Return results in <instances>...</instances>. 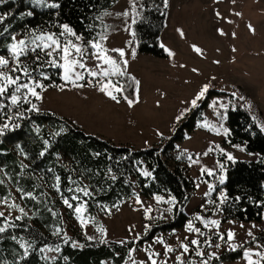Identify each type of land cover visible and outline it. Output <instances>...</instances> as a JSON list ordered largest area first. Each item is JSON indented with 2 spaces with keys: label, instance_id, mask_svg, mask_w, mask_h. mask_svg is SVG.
I'll return each mask as SVG.
<instances>
[{
  "label": "rangeland",
  "instance_id": "rangeland-1",
  "mask_svg": "<svg viewBox=\"0 0 264 264\" xmlns=\"http://www.w3.org/2000/svg\"><path fill=\"white\" fill-rule=\"evenodd\" d=\"M132 2L133 0H117L112 7L108 8L105 12L109 15H104V12L99 17L100 30L94 38L109 51L112 49L125 51L123 59L128 61L126 74L140 82L138 90L135 86L133 97L128 98L134 101L133 105L129 106L123 93H114L119 102L113 101L99 90L100 77L93 78L83 69H77V71L83 72L85 79L77 83L83 84L84 87H73L63 80L61 84L64 86L63 91L59 87L46 88V91L42 93L43 100L38 101L37 105L43 112H54L67 118L87 133L107 136L105 138L117 145H130L138 149L152 146L163 147L183 128V139L177 144L178 152L192 158L184 165L195 184L189 200L180 208L188 215V219L182 227L172 231H160L153 238L145 240L132 252V259L137 264L146 260L143 249L149 245L153 251L163 254V246L155 243L157 237H162L167 244L177 249L176 252L169 254V264H176L175 256L181 251L180 242L189 243L191 239L198 238L201 241V250L206 254L217 252L218 256L224 251H230L229 244H243V248L238 247L235 250H242L241 256L219 264H246L243 258L245 248L254 251L264 250L257 249L256 243L251 242V237L247 235V231L251 229L257 242L264 245V214L259 221H224L222 211L213 214L215 205L207 204L208 197L204 193L208 191V185L204 181L216 185V191L212 193L211 199L217 200L219 192L224 190L218 182L217 161L225 163L219 159L221 153L215 150L217 145L231 153L235 159L256 157L228 144V135L223 134V129H228L230 132L228 123L226 119L222 121L218 119L210 105L218 100L227 104L228 107L229 101L247 106L251 104V98L264 119V0H169L166 28L161 39L167 52L165 57L138 51H135L133 57L134 48L132 43H129V41L132 42V32L129 28ZM124 12H128L129 15L123 16ZM61 31L62 29L59 32ZM16 36L17 39H21L19 35L16 34ZM101 36L107 38L101 40ZM193 46L200 48L201 53H197ZM88 51L90 53L94 50L89 48ZM169 51L174 55L169 56ZM108 54L117 60L120 59L110 52ZM96 63L99 62L88 60V67L98 71L95 68ZM89 81L92 83L89 84ZM107 81L104 78V82ZM204 84H210L209 91L212 92L209 94L206 106L201 108L203 118L201 119L198 114L195 115V127L190 129L186 122L199 107L190 111L185 109L191 107L190 101ZM237 87L248 96H245ZM232 92L236 93V98L231 96ZM240 96L245 99L239 100ZM201 102L199 101L198 104ZM253 104H251V110ZM181 112H184V116L177 121L176 117ZM205 121L217 128L222 123L223 128H219L221 134L218 135L216 131L201 127L200 125ZM209 148L214 150L206 156L203 155ZM61 160L66 161L62 158ZM192 160L198 163H192ZM169 161L173 163V159ZM201 168L215 169L217 177H209L206 173L201 175ZM54 196L59 197V194L54 193ZM156 196H161L165 200L170 198L167 194ZM156 196L135 195L113 207L98 206L93 220L84 211L83 219L86 223L83 227L77 219V214L73 210L63 208L62 204L60 229L64 233L82 239H87L85 235L87 234L95 239H103L105 242L130 241L137 235L142 239L149 233L145 234V225L150 224V221L145 219L144 208L151 206L154 209L152 216L156 224H164L174 218L173 212L166 213V218H161V211L169 205L157 204ZM137 198L143 206L136 203ZM8 203H15L23 208L25 213H30L16 191L12 197L8 198ZM217 203H219L218 200ZM202 205L204 209L201 208ZM0 211H3L9 220L23 215L18 209H10L2 202H0ZM196 215L219 220V228H204L202 223L194 220ZM189 221H193L194 226L199 227L205 236L198 237L194 233L187 232L186 226ZM253 224L256 225L255 228L252 227ZM98 227L105 229L103 236L97 232ZM228 230L236 233L234 241L225 243L217 239L216 232L224 234L226 239ZM206 239H209L212 247L204 242ZM217 243L221 245L219 249L214 246ZM189 246L190 252L184 259L191 260L193 264H200L201 257L195 255L196 246ZM45 254L47 257H52L55 251H46ZM204 258L207 259V255ZM253 259L258 257L253 256ZM214 260H210L209 264H213ZM125 264H132V260L128 257Z\"/></svg>",
  "mask_w": 264,
  "mask_h": 264
},
{
  "label": "trees",
  "instance_id": "trees-1",
  "mask_svg": "<svg viewBox=\"0 0 264 264\" xmlns=\"http://www.w3.org/2000/svg\"><path fill=\"white\" fill-rule=\"evenodd\" d=\"M54 2L59 3L61 7H39L33 5L30 0H9L7 4L0 5V15L12 13L0 24V55L9 57L7 45L11 42L12 35L27 38L26 34L32 30L59 34V25L62 24H68L78 35H82L85 41L92 40L100 30L99 17L117 0ZM168 9L169 0L167 7L165 0L135 1V10L131 8L129 16V28L131 32H135V37L132 36L135 51L157 57L167 56L161 39L166 28ZM29 10L34 12L33 16L22 15ZM133 18L136 19V24H132ZM6 26L8 32H3ZM109 52L119 57L117 52ZM25 63L29 65L30 70L37 69V63H33L32 56L27 57ZM41 71L50 77L41 81L46 88L57 87L63 83L62 69L45 65L32 74L39 78ZM131 78L125 74L105 79L122 86L124 97L132 98L136 84ZM210 92L212 91H208L199 108L186 122L190 129L195 127V115L203 118L201 108L206 106ZM250 100L251 104L254 103L252 110L233 102L228 109L221 110L226 114L230 129L228 144L238 145L244 148L246 153L256 155L253 159H236V162L232 163L220 154L219 159L226 165V179L222 187L229 197V200L221 205L224 221H259L264 214V131L259 127L264 124V119L254 100ZM5 103L8 101L5 100ZM27 107L29 105L24 104L19 109L13 108L12 112H23ZM253 116L255 120L252 119ZM25 117L27 118L15 121L20 125L19 128L6 131L0 136V180H3L0 184V201L5 197H12L16 191L25 208L30 211L27 215L23 214L19 220L10 219L9 223L16 227H9L5 233L0 234V264H125L130 249L139 248L140 244L160 231H172L182 227L187 221L188 215L180 208L189 200L195 184L184 165L188 162V157L178 152L177 144L183 139V128L163 147L138 149L130 145H117L102 136L87 133L80 126L54 112H25ZM4 122L6 121L0 118V124ZM61 129L64 131L61 132ZM57 132H60V135H55ZM44 140H48L49 146L48 151L41 157L39 153L45 148ZM170 159H173L172 164ZM144 171L151 172V176L145 177L142 174ZM57 176L60 177L59 192L54 187L57 184ZM113 176L116 179H112ZM77 187H87L91 195L84 196L83 193L74 191ZM18 188L22 189L23 193H32L36 199L22 197V193L17 191ZM54 193L59 194V197L54 196ZM162 194L176 198L173 220L159 225L152 219L151 231L135 243H132L133 240L125 244L115 240L100 243L99 239L89 241L67 234L70 239L69 243L65 244L62 239L64 232L61 231L59 236L53 234L62 224V204L63 208L67 209L62 195L68 198L78 195L80 201L70 200L74 207L77 203L86 201L85 211L93 220L98 206L113 207L135 195L153 197ZM237 197L240 198L238 201ZM2 225L3 218H0V226ZM13 235L18 240L23 237L25 241L34 242L26 259L20 258L23 249L17 241L11 239ZM72 241L83 244L84 247L74 248L71 246ZM57 245L60 246V252L55 251V255L48 260L42 259L47 255L40 253L39 248L48 246L54 249ZM241 255L242 250L224 251L213 264L235 260Z\"/></svg>",
  "mask_w": 264,
  "mask_h": 264
},
{
  "label": "snow or ice",
  "instance_id": "snow-or-ice-1",
  "mask_svg": "<svg viewBox=\"0 0 264 264\" xmlns=\"http://www.w3.org/2000/svg\"><path fill=\"white\" fill-rule=\"evenodd\" d=\"M8 2L9 0H0V5L7 4ZM30 2L35 6L49 9H59L61 7V5L57 2H54V0L53 2H49V0H30ZM165 7H167V0H165ZM132 8L133 10H135L134 0L132 2ZM11 15L12 13L0 15V24H3L4 21L8 19V16ZM22 15H27L28 17H31L34 15V12L29 10L26 13H22ZM104 15H109V13L105 12ZM122 15L127 17L129 13L124 12ZM237 15H239V13H237ZM136 23V19L133 18L132 24ZM59 27L62 29L59 34L53 32H45L43 30H32L26 34L27 38L17 39L16 35H12L11 42L7 45V51L9 53L10 58L0 55V118H3L6 121L3 124H0V136H3L6 131H11L19 128L20 125L18 123H15V121L27 118L25 117V112L40 113V108L38 107L37 103L33 102L32 98H34L35 101L43 100L42 93L46 91V85L43 84L41 81L48 80L50 79V77L42 71L40 72L39 78L33 76L32 73L33 71H37L39 68H42L45 65L53 68L63 69L62 79L66 83H70L73 87L77 88L84 87L83 84H79L77 82L85 79L84 73L77 71V69H83L85 72H87L89 76L93 78L100 77V81H98V83L100 84L99 90L106 94L108 97H110L113 101L119 102L117 99V95H115L114 93L122 94L123 87L117 86V84H114L111 80L104 82V78L110 76H124L126 74L128 61L126 59H123L125 57V51L123 49L111 50L118 53L120 59L117 60L116 58L110 56L108 54L109 50L104 48L99 41L95 40V38H93L92 40L84 41L83 36L78 35L74 31V29L68 24H62L59 25ZM249 28L251 29V25H249ZM3 32H8L7 26L3 28ZM131 34L133 37H135L134 31ZM221 34L223 35V32H221ZM181 35H183V33H181ZM106 38V36H101L100 39L104 40ZM129 43L131 44L132 42L129 41ZM193 47L197 53H201L200 48L195 46ZM89 48L94 51L89 53ZM168 54L169 56L174 55L171 51H169ZM132 55L133 57L135 56V49H133ZM29 56H32L33 63H37V69L30 70L29 65L25 63V59ZM45 57L47 59H45ZM88 60L99 62L95 64V68L98 69V71L90 69L88 67ZM104 65H107V67H104ZM193 71L196 70L193 69ZM131 79L135 81L138 90L140 82L138 80H135L134 77H132ZM88 83L91 84L92 81H89ZM57 87H59L61 91L64 90L63 85H58ZM209 88L210 84H204L200 91L190 101L191 107L189 109H185V111H190L191 109L199 107L198 102L202 101L205 98L206 94L209 91ZM37 89H39L40 91H37ZM231 96L233 98H236V93L232 92ZM124 99L127 100L129 106L133 105V100L128 99L127 96H125ZM238 99L242 101L245 98L243 96H240L238 97ZM5 100H7L8 103H5ZM229 103H232V101H229ZM24 104L29 105V107L25 108L23 112H12L13 108L19 109ZM210 107L213 108L215 115L218 119H220L221 121L223 119H226L225 112L220 111V109L226 110L228 107L227 104L221 103L217 100L213 101ZM247 108L250 109L251 104H248ZM5 109H7V111H5ZM183 116L184 112H181V114L176 117V120L179 121L183 118ZM252 119L255 120L256 118L253 116ZM200 126L208 128L211 131H216L218 135L221 134L219 128H223L222 123L220 124L219 128H217L215 125L207 123V121H205ZM259 127L261 131H264V124H260ZM38 131L39 128H37V132ZM63 131L64 129H61V132ZM223 134L225 136L229 135L228 129H223ZM55 135H60V132H57ZM43 143L45 145V148L39 153L41 157H43L48 151L49 146L48 140H44ZM233 147L239 148L240 151L245 150L244 148H241L238 145H233ZM213 150V148H209L208 151L203 153V155L206 156L209 152ZM215 150H218L226 158L227 161L232 163L236 162L235 157L231 153L226 152L223 148H220L218 145L216 146ZM21 151L23 150L21 149ZM249 155L252 154L249 153ZM188 159L191 160L192 158L188 157ZM192 163H198V161L192 160ZM217 165L219 168L218 182L220 185H223L226 179V176L224 175V173L226 172V165L225 163L219 160L217 161ZM205 173L209 177H217V171L215 169L201 168V175H204ZM142 174L145 177L151 176V172L148 171H144ZM112 179H116V177L113 176ZM56 180L57 184L54 185V187L56 188L57 192H59L60 177L57 176ZM2 183L3 180H0V184ZM73 183L75 182L73 181ZM204 183H207L208 185V191L204 193V195L208 197L207 204L215 205V208L213 209V214L222 211L221 205H223L229 200L227 193L224 190H221L217 196V200L219 201V203H217V200L211 199L212 193L216 191V185L208 181H204ZM197 187H199L198 184ZM17 191H20L22 193V197L27 196L32 199H36V197H34L30 192L23 193L22 189L19 188L17 189ZM69 191H73V189H69ZM74 191L78 193H83L84 196L91 195L87 187H77ZM239 199V197L236 198L237 201ZM62 200L67 208L72 209L74 213L77 214V219L80 220L81 227H83L86 223V221L83 219V213L86 210L87 202L84 201L77 203V205L74 207L70 200L80 201V197L78 195H73L70 198L64 197L62 195ZM155 200L157 204L165 203L169 205V207L161 211V218H166V213H172L177 204L175 197H170L169 199L165 200L161 196H156ZM0 202L6 204L10 209H18L20 213L27 215V213L24 212V209L19 207V205H16L15 203L9 204L7 197L3 198V200ZM136 203H139L143 206L139 198H137ZM201 208L204 209V206L202 205ZM153 211L154 209L151 206L144 208L145 219L151 221L153 219ZM53 215H55V213H53ZM0 218H3V225L0 226V234L5 233L9 227H16V225L9 223V218L5 216V213L3 211H0ZM15 219L19 220L21 219V216H17L15 217ZM194 220L202 223L204 228L207 229H218L220 226L219 220L205 218L201 215H196L194 217ZM241 227H243V225H241ZM252 227L255 228L256 225L253 224ZM96 230L97 232L101 233V236L105 234V229H103L102 227H98ZM61 231L62 230L60 228H57L53 234L59 236L61 234ZM149 231H151V226L150 224H146L145 234H147ZM186 231L189 233H194L198 237L205 236V233L202 232L199 227L194 226L193 221H189L187 223ZM85 235L87 240L89 241L95 239V237L87 236V234ZM215 235L218 240L224 241L225 243L234 241L236 239V233L232 230L227 231L226 239L225 235L219 232H216ZM247 235L251 237V242L256 243L257 249H264V245H261L257 242V238L255 237L251 229L247 231ZM140 238L141 237L137 235L133 239L132 243H135L136 240H139ZM11 239L17 241V243H19L20 248L23 249V254L20 258L22 260L26 259L30 255L29 250L33 248L34 242L25 241L23 237L18 240L15 235H13ZM62 239L65 244L69 243L70 238L67 237V233H64ZM185 239L188 238L185 237ZM99 242L104 243L105 241L101 239ZM204 242L207 243L209 247L213 246L210 243L209 239H206ZM119 243L125 244L127 243V241H120ZM155 243H158L163 246V254H161L160 252L153 251L151 245H149V247L143 249L146 253V260L140 261L139 264H169V254L176 252L177 249L167 244L162 237H157L155 239ZM245 243H248V241H245ZM200 244L201 241L198 238L191 239L189 243L180 242L179 249H181V251L178 255L175 256L176 264H193L191 260L186 261L184 259L185 255L190 252L189 245L196 246L195 255L201 257L200 264H209L210 260L219 259L217 252H211L206 254L203 250L200 249ZM71 246L74 248L84 247L83 244H78V242L76 241H72ZM214 246L217 249L221 247L219 243L215 244ZM238 247L243 248V244H229L230 251H235ZM135 250V248L129 250V259L132 260V264H137V262L132 259V252ZM38 251L40 253H45L46 251L60 252L61 249L59 245H57L54 249L48 246H44L39 248ZM206 255L207 259L204 258ZM253 256L258 257V259H253ZM243 258L246 260V264H264V250L254 251L252 249L245 248L243 250ZM42 259L48 260L50 258L44 256L42 257Z\"/></svg>",
  "mask_w": 264,
  "mask_h": 264
},
{
  "label": "crops",
  "instance_id": "crops-1",
  "mask_svg": "<svg viewBox=\"0 0 264 264\" xmlns=\"http://www.w3.org/2000/svg\"><path fill=\"white\" fill-rule=\"evenodd\" d=\"M102 137H103V136H102ZM105 137H107V136H105ZM105 137H104V138H105ZM105 139H107V138H105Z\"/></svg>",
  "mask_w": 264,
  "mask_h": 264
}]
</instances>
